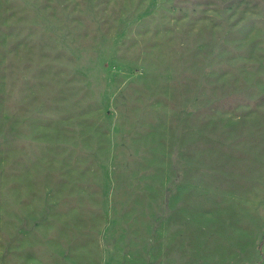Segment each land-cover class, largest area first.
Instances as JSON below:
<instances>
[{"label":"rangeland","instance_id":"obj_1","mask_svg":"<svg viewBox=\"0 0 264 264\" xmlns=\"http://www.w3.org/2000/svg\"><path fill=\"white\" fill-rule=\"evenodd\" d=\"M0 264H264V0H0Z\"/></svg>","mask_w":264,"mask_h":264}]
</instances>
